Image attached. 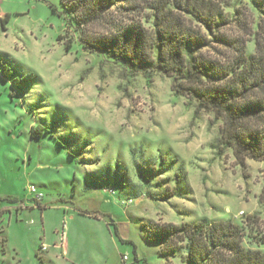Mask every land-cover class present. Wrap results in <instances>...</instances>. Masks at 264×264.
Wrapping results in <instances>:
<instances>
[{"label":"rangeland","instance_id":"rangeland-1","mask_svg":"<svg viewBox=\"0 0 264 264\" xmlns=\"http://www.w3.org/2000/svg\"><path fill=\"white\" fill-rule=\"evenodd\" d=\"M220 1L227 32L240 33L239 8L255 31L249 0ZM61 10L59 0H0V61L37 74L16 88L0 70V207L10 208L0 264H122L125 253L132 264H187L181 248L166 261L148 229L203 217L258 213L264 239L263 161L220 154L212 113L195 116L170 76H124L121 64L82 49ZM36 126L48 132L31 136Z\"/></svg>","mask_w":264,"mask_h":264},{"label":"trees","instance_id":"trees-1","mask_svg":"<svg viewBox=\"0 0 264 264\" xmlns=\"http://www.w3.org/2000/svg\"><path fill=\"white\" fill-rule=\"evenodd\" d=\"M59 2L62 10L57 13L78 33L82 49L101 52L121 64L124 76L141 74L148 80L156 73L170 76L174 94L188 99L195 116L212 113L210 124L221 123L216 139L220 154L230 148L239 164L246 158L264 163V0H249L260 15L253 32L249 14L236 10L239 34L227 32L232 20L220 0ZM251 34L254 50L248 53ZM0 70L16 88L37 79L34 72L18 76L1 61ZM42 132L48 129L36 126L30 135ZM258 202L264 211V182ZM9 211L0 207V215ZM261 219L254 213L240 221L203 217L180 224L156 222L148 229V238L161 244L159 254L166 261L169 253L181 248L187 264H264V239L258 236ZM245 236L256 246H247Z\"/></svg>","mask_w":264,"mask_h":264},{"label":"built area","instance_id":"built-area-1","mask_svg":"<svg viewBox=\"0 0 264 264\" xmlns=\"http://www.w3.org/2000/svg\"><path fill=\"white\" fill-rule=\"evenodd\" d=\"M28 190L30 191V193L34 194V197H35L36 199H38V200L43 196L42 193L37 192V189H36L35 186H32V185L29 186V187H28ZM128 202H132V200H129ZM40 249H41V250H45V249H46L45 245H42V246L40 247ZM120 260H121V263H122V264H132V263L129 261V256H128V254H126V253H125V254H121Z\"/></svg>","mask_w":264,"mask_h":264},{"label":"crops","instance_id":"crops-1","mask_svg":"<svg viewBox=\"0 0 264 264\" xmlns=\"http://www.w3.org/2000/svg\"><path fill=\"white\" fill-rule=\"evenodd\" d=\"M3 214H4V213H3ZM3 214H2V215H3ZM2 215H0V225H1V222H2ZM0 232H2V233L0 234V236L3 237V240H2V242L0 243V245H2L3 250H5V248H6V244H7V241H8V237H7V235H5V233H4V229H3L2 227H0Z\"/></svg>","mask_w":264,"mask_h":264}]
</instances>
